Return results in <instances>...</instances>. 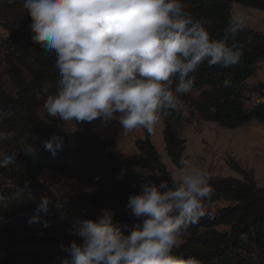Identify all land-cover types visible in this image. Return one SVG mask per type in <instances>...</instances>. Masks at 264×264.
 <instances>
[{"label":"trees","instance_id":"16d2710c","mask_svg":"<svg viewBox=\"0 0 264 264\" xmlns=\"http://www.w3.org/2000/svg\"><path fill=\"white\" fill-rule=\"evenodd\" d=\"M182 3L193 16L206 22L212 39L224 37L231 4L264 12V0ZM30 23L22 0H0V28L6 33L0 37V108L12 113L0 121V132L5 133L0 137V155L17 153L14 164L0 169V190L7 198L6 203H0V264H59L57 257L65 255L60 245L76 239L68 231L73 219H95L100 209L113 210L114 222L127 231L137 222L126 206L129 195L140 193L144 183L159 184L169 179L148 137L136 143L135 153L124 155L112 141L94 135L89 124L64 122L40 111L46 99L40 89L45 82L54 83L58 75L54 55L46 57L31 41ZM229 44L242 49L241 62L231 67L201 64L194 74L192 91L181 96L176 111L162 118L165 152L176 167L184 152L180 128L188 122L180 109H185L191 119L226 130L252 122L264 124V99L250 106L244 101L246 82L264 61V34L243 29ZM3 77L8 79L10 90L4 86ZM225 80L231 82L229 87L224 86ZM53 134L63 140L55 157L44 147ZM29 143L33 150L23 153ZM137 165L160 176L141 175L135 170ZM45 173L95 186L87 207L61 197L59 209L52 205L47 215H41L40 223H29L43 195L55 200V183L46 182ZM25 181H30V191L17 196ZM210 183L214 194L205 208L214 219L205 217L183 232L185 238L174 253L194 257L201 264H264V186L257 187L252 174L245 172L241 179L211 178ZM217 204L225 205L217 208ZM43 221L48 227L42 226Z\"/></svg>","mask_w":264,"mask_h":264},{"label":"clouds","instance_id":"9594fccd","mask_svg":"<svg viewBox=\"0 0 264 264\" xmlns=\"http://www.w3.org/2000/svg\"><path fill=\"white\" fill-rule=\"evenodd\" d=\"M22 6L31 19V41L46 57H55L58 78L42 85V107L64 122L99 120L107 127L115 121L123 135L138 128L151 134L192 91L201 64L231 67L243 57L240 47L229 44L244 29L239 12L229 16L224 37L212 39L206 22L187 11L182 0H22ZM230 83L225 80L224 86ZM11 115L0 108V121ZM62 144L53 134L44 147L55 157ZM32 150L29 143L23 153ZM16 155H0V169L14 164ZM135 170L160 176L140 165ZM168 177L159 184L144 183L140 193L129 195L126 206L137 222L127 231L114 222L111 209H100L95 219L74 218L68 231L76 239L60 245L65 255L57 257L59 264H201L174 249L183 232L205 217L214 219L205 208L214 194L211 176L183 161ZM25 190L30 191V181L17 196ZM95 190L85 189L89 194ZM62 196V189L55 200L43 195L29 223H40L52 205L59 209ZM6 202L0 190V203Z\"/></svg>","mask_w":264,"mask_h":264},{"label":"rangeland","instance_id":"374dc122","mask_svg":"<svg viewBox=\"0 0 264 264\" xmlns=\"http://www.w3.org/2000/svg\"><path fill=\"white\" fill-rule=\"evenodd\" d=\"M231 15L241 13L245 18L244 30L264 34V12L245 8L238 4L230 5ZM6 33L0 28V37ZM4 86L10 90L8 79L3 77ZM264 99V61L256 69L255 75L248 79L244 91L246 105H254ZM41 104L40 111L46 112ZM181 115L188 118L180 128V136L184 141V152L181 162L188 161L192 167L206 171L211 178L241 179L242 173H251L257 187L264 186V124L252 122L241 128L226 130L214 123H207L190 118L185 109H180ZM90 131L98 138L112 141L124 155L136 152V143L145 137L154 146L158 158L168 175L176 166L169 160L163 143V119L149 134L145 129L138 128L127 135L121 134L122 128L113 121L104 127L99 120L89 124ZM181 164V163H180ZM46 182L55 183L56 190L62 189V198L81 203L87 207L92 193H87L85 186L70 179H59L50 173L44 174ZM56 178V179H55ZM225 204H217L222 207ZM185 236L181 235L179 244Z\"/></svg>","mask_w":264,"mask_h":264}]
</instances>
